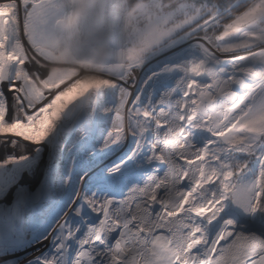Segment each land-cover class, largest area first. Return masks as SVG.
Segmentation results:
<instances>
[{"label": "snow or ice", "instance_id": "1", "mask_svg": "<svg viewBox=\"0 0 264 264\" xmlns=\"http://www.w3.org/2000/svg\"><path fill=\"white\" fill-rule=\"evenodd\" d=\"M21 162L39 211L0 264H264V0H0Z\"/></svg>", "mask_w": 264, "mask_h": 264}, {"label": "rangeland", "instance_id": "2", "mask_svg": "<svg viewBox=\"0 0 264 264\" xmlns=\"http://www.w3.org/2000/svg\"><path fill=\"white\" fill-rule=\"evenodd\" d=\"M29 168L30 165L27 162H21L20 164H9L5 169H0V192H6V195H0V234L10 235L30 228L38 214L39 210L36 206L31 202L28 204L23 202V198L34 197L38 193L40 181L43 179L30 172ZM15 172H19L22 177L25 176L19 181L16 180L17 182L12 188L6 181L13 179V176H16ZM20 181H24V183L21 182V185ZM17 197L21 198L19 202ZM36 248L37 246L34 245L14 255L33 258V254H37ZM21 264H25L24 260L21 261Z\"/></svg>", "mask_w": 264, "mask_h": 264}, {"label": "bare ground", "instance_id": "3", "mask_svg": "<svg viewBox=\"0 0 264 264\" xmlns=\"http://www.w3.org/2000/svg\"><path fill=\"white\" fill-rule=\"evenodd\" d=\"M1 171V170H0ZM15 174H16V176H13L14 178L13 179H10V180H7L6 182H8V184H9V186L11 187L12 186V188L14 187V184L17 182L16 180H18L19 181V179H21V178H23L22 177V175L19 173V172H15ZM28 182H29V179L27 180ZM26 181V182H27ZM4 182V181H3ZM24 183V181H20V183ZM5 183V182H4ZM22 183H21V185H22ZM6 185V184H5ZM17 185V184H16ZM6 188H8V187H6Z\"/></svg>", "mask_w": 264, "mask_h": 264}]
</instances>
